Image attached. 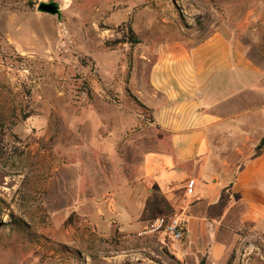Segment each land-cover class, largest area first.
<instances>
[{"label":"rangeland","instance_id":"obj_1","mask_svg":"<svg viewBox=\"0 0 264 264\" xmlns=\"http://www.w3.org/2000/svg\"><path fill=\"white\" fill-rule=\"evenodd\" d=\"M48 1L0 0V264H194L131 226L166 139L135 91L179 35L262 42L264 0H52L59 19L37 12ZM227 264H264V236Z\"/></svg>","mask_w":264,"mask_h":264},{"label":"crops","instance_id":"obj_2","mask_svg":"<svg viewBox=\"0 0 264 264\" xmlns=\"http://www.w3.org/2000/svg\"><path fill=\"white\" fill-rule=\"evenodd\" d=\"M234 33L157 45L135 91L166 139L148 154L157 155L151 170L144 158L131 226L145 231L156 217L178 216L176 250L194 264H227L242 235L264 236V150L255 156L264 137V35L244 43ZM130 194L122 191V206Z\"/></svg>","mask_w":264,"mask_h":264},{"label":"built area","instance_id":"obj_3","mask_svg":"<svg viewBox=\"0 0 264 264\" xmlns=\"http://www.w3.org/2000/svg\"><path fill=\"white\" fill-rule=\"evenodd\" d=\"M189 188H192V183H190ZM157 233H163L173 242L182 241L184 230L181 219L176 215L156 217L142 234L154 235Z\"/></svg>","mask_w":264,"mask_h":264},{"label":"water","instance_id":"obj_4","mask_svg":"<svg viewBox=\"0 0 264 264\" xmlns=\"http://www.w3.org/2000/svg\"><path fill=\"white\" fill-rule=\"evenodd\" d=\"M37 12L40 14H46L52 17H57L58 19L61 17L60 5L52 0L40 3L37 7Z\"/></svg>","mask_w":264,"mask_h":264},{"label":"trees","instance_id":"obj_5","mask_svg":"<svg viewBox=\"0 0 264 264\" xmlns=\"http://www.w3.org/2000/svg\"><path fill=\"white\" fill-rule=\"evenodd\" d=\"M128 40L130 42H135L134 39H133V37H132V33L130 31L123 32L122 42H126ZM263 150H264V137L262 138L260 144L255 149V156H259L263 152ZM224 201H225V198L222 196L221 201H220V204L218 205V208H222L223 207ZM200 264H205V261L202 260L200 262Z\"/></svg>","mask_w":264,"mask_h":264}]
</instances>
